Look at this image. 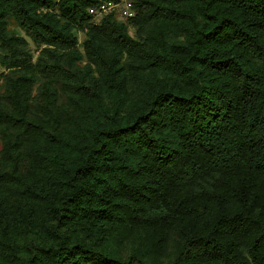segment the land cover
Returning <instances> with one entry per match:
<instances>
[{
  "label": "trees",
  "instance_id": "1",
  "mask_svg": "<svg viewBox=\"0 0 264 264\" xmlns=\"http://www.w3.org/2000/svg\"><path fill=\"white\" fill-rule=\"evenodd\" d=\"M101 1L0 0V264H264V0Z\"/></svg>",
  "mask_w": 264,
  "mask_h": 264
},
{
  "label": "built area",
  "instance_id": "2",
  "mask_svg": "<svg viewBox=\"0 0 264 264\" xmlns=\"http://www.w3.org/2000/svg\"><path fill=\"white\" fill-rule=\"evenodd\" d=\"M88 12L96 21L111 12H114L122 21H127L135 15L131 0H104L89 7Z\"/></svg>",
  "mask_w": 264,
  "mask_h": 264
},
{
  "label": "rangeland",
  "instance_id": "3",
  "mask_svg": "<svg viewBox=\"0 0 264 264\" xmlns=\"http://www.w3.org/2000/svg\"><path fill=\"white\" fill-rule=\"evenodd\" d=\"M79 36H80V38L82 37V35L81 34H78Z\"/></svg>",
  "mask_w": 264,
  "mask_h": 264
}]
</instances>
